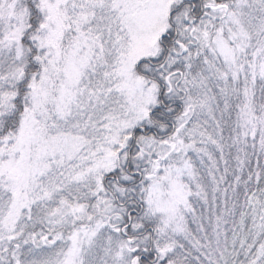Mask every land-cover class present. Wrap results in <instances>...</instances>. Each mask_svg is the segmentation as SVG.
<instances>
[{"label":"snow or ice","instance_id":"6c2138e0","mask_svg":"<svg viewBox=\"0 0 264 264\" xmlns=\"http://www.w3.org/2000/svg\"><path fill=\"white\" fill-rule=\"evenodd\" d=\"M0 264H264V0H0Z\"/></svg>","mask_w":264,"mask_h":264}]
</instances>
